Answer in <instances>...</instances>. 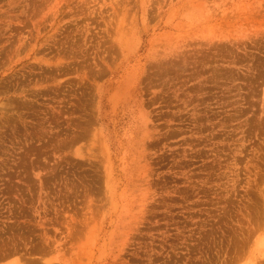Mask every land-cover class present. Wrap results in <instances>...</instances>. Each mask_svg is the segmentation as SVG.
<instances>
[{"label":"rangeland","instance_id":"374dc122","mask_svg":"<svg viewBox=\"0 0 264 264\" xmlns=\"http://www.w3.org/2000/svg\"><path fill=\"white\" fill-rule=\"evenodd\" d=\"M0 264H264V0H0Z\"/></svg>","mask_w":264,"mask_h":264}]
</instances>
